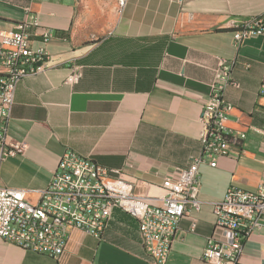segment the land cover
<instances>
[{
    "label": "crops",
    "instance_id": "1",
    "mask_svg": "<svg viewBox=\"0 0 264 264\" xmlns=\"http://www.w3.org/2000/svg\"><path fill=\"white\" fill-rule=\"evenodd\" d=\"M264 11V0H0V29L34 17L32 47L41 28L51 59L44 71L19 80L8 138L21 151L0 150V186L29 189L38 201L71 149L107 169H119L136 194L159 205L165 183L201 151L200 114L220 59L231 63L223 96L224 124L243 131L240 148L217 165L198 166L199 209L178 223L163 264L202 259L213 231V201L230 185L254 189L264 181V33L235 43L230 19ZM78 69L77 80L68 79ZM137 220L114 209L100 237L70 228L57 257L22 249L0 237V264H148ZM236 264H264V225L244 242Z\"/></svg>",
    "mask_w": 264,
    "mask_h": 264
},
{
    "label": "built area",
    "instance_id": "2",
    "mask_svg": "<svg viewBox=\"0 0 264 264\" xmlns=\"http://www.w3.org/2000/svg\"><path fill=\"white\" fill-rule=\"evenodd\" d=\"M128 0H123V7ZM235 43L264 33V11L247 19H230ZM38 28L34 17L0 29V150L12 155L23 148L8 138L15 88L20 79L46 69L51 55L45 43L53 35L41 28V44L32 47L31 29ZM231 63L220 59L216 78L201 108V151L177 176L165 183L159 205L133 190L132 182L119 169H107L88 156L65 149L47 185L37 190L38 201L27 199L29 189L0 186V237L22 249L50 257L60 255L66 246L70 228H78L100 237L114 209L134 217L141 243L150 255L148 264H163L170 250L179 219L191 209H199L200 175L198 166L217 165L219 157L231 156L240 148L243 131H232L224 124L230 110L223 96L232 84ZM74 69L69 80L78 79ZM264 95V78L259 84ZM214 223L206 239L202 259L209 264H236L243 242L264 225V181L254 189L228 186L223 196L213 201Z\"/></svg>",
    "mask_w": 264,
    "mask_h": 264
},
{
    "label": "bare ground",
    "instance_id": "3",
    "mask_svg": "<svg viewBox=\"0 0 264 264\" xmlns=\"http://www.w3.org/2000/svg\"><path fill=\"white\" fill-rule=\"evenodd\" d=\"M117 3L120 7H123V0H117Z\"/></svg>",
    "mask_w": 264,
    "mask_h": 264
}]
</instances>
